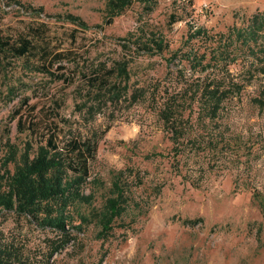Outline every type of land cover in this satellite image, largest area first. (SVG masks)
<instances>
[{"label": "rangeland", "instance_id": "rangeland-1", "mask_svg": "<svg viewBox=\"0 0 264 264\" xmlns=\"http://www.w3.org/2000/svg\"><path fill=\"white\" fill-rule=\"evenodd\" d=\"M107 1L0 0L2 36L15 44L30 39L38 48L36 55L24 57L0 52V150L9 141L20 150L27 145L29 133L19 131L21 116L58 114L85 135L97 132L92 170L108 186L112 170H131L143 178L136 192L150 211L130 227L118 225L107 239H97L90 226L59 251L55 248L63 241L57 232L4 212L3 241L24 248L29 264H264V110L253 102L264 89V75L248 80L241 65L233 66L245 89L217 125L219 148L206 150L189 142L181 146L184 155L176 157L151 93L147 102L94 100L88 103L94 106L90 111L84 103L89 98L87 78L102 64L110 68L117 60L128 63L129 95L141 87L153 93L159 83L161 90L172 86L181 70L178 61L169 65L167 51L148 55L130 41L137 40L133 35L144 26L149 32H164L175 51L188 36L190 18L170 21L175 0H157L150 14L138 0L109 25ZM193 2L195 19L216 31L264 13V0ZM45 50L67 54L50 73L42 70ZM59 65L65 69L58 71ZM112 81L124 93L126 78L115 75ZM185 175L201 185L192 186Z\"/></svg>", "mask_w": 264, "mask_h": 264}, {"label": "trees", "instance_id": "trees-1", "mask_svg": "<svg viewBox=\"0 0 264 264\" xmlns=\"http://www.w3.org/2000/svg\"><path fill=\"white\" fill-rule=\"evenodd\" d=\"M136 1L108 0L107 24L111 25ZM143 1L149 14L158 7L157 0ZM173 3L172 23L190 18L188 36L181 48L171 51L164 32H149L144 26L139 28V34L133 35L137 40L130 41L148 55H163L167 51L169 65L178 61L180 66L177 67L181 70L172 86L161 90L159 83L153 93L150 88L141 87L129 95L128 63L117 60L110 68L102 64L103 67L96 68L87 78L89 98L84 107L90 111L94 106L88 103L94 100L118 103L123 97L131 103L147 102L151 93L155 111L170 134L178 157L185 152L181 146L189 142L204 145L206 150L219 148L217 125L228 105L245 89V83L239 82L232 71L233 66L241 65L248 80L264 75V13L244 18L240 25L235 23L226 31H216L195 19L193 0ZM37 49L30 39H20L15 44L0 33V52L8 50L24 57L36 55ZM43 53L47 65L44 64L42 70L47 73L67 56L64 51L52 55L48 50ZM64 69L63 65L57 67L58 71ZM115 75L126 78L124 93L118 90L121 86L112 81ZM61 77L72 82L65 74ZM107 92L113 93L110 100L105 98ZM253 102L264 110V89ZM25 104L28 106V101ZM30 109L34 110V106ZM58 116L48 115V112L42 118L21 116L19 131L29 133L27 145L20 150L9 141L5 149L0 150V215L14 212L30 218L43 229L57 232L63 243L55 251L68 244L75 233L84 232L90 226L96 229V238L103 240L111 237L118 225L130 227L150 211V206L143 205L136 192L143 185V178L131 170L129 173L126 169L112 170L108 186L92 170L100 141L97 132L85 135L74 129L69 119ZM184 177L194 187L201 185L187 175ZM2 238L0 234V264H29L24 248Z\"/></svg>", "mask_w": 264, "mask_h": 264}]
</instances>
